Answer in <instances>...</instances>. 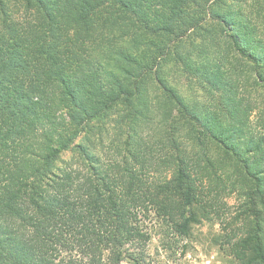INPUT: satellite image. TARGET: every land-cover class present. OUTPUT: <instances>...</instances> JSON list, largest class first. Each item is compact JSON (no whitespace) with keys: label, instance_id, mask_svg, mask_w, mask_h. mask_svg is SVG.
Segmentation results:
<instances>
[{"label":"trees","instance_id":"obj_1","mask_svg":"<svg viewBox=\"0 0 264 264\" xmlns=\"http://www.w3.org/2000/svg\"><path fill=\"white\" fill-rule=\"evenodd\" d=\"M202 218L264 264V0H0V264H151Z\"/></svg>","mask_w":264,"mask_h":264},{"label":"rangeland","instance_id":"obj_2","mask_svg":"<svg viewBox=\"0 0 264 264\" xmlns=\"http://www.w3.org/2000/svg\"><path fill=\"white\" fill-rule=\"evenodd\" d=\"M259 0H248L250 9H254ZM197 32L187 38L199 40ZM179 76L178 74H174ZM179 85L180 88L186 93H190L191 85L195 87V92L198 97H204V92L197 86L198 82L195 79H189L188 77L180 75ZM174 77V76H173ZM175 79V78H174ZM191 80V84L190 81ZM110 132L117 130L115 123L110 122ZM117 132V131H116ZM85 135L82 134L81 138ZM112 134L105 140L106 145L111 138ZM72 152H66L63 154V158L71 157ZM228 202L230 208L225 211L226 217L229 218L232 213L235 212L234 205H237L236 199L232 196L229 197ZM221 227L218 221L215 219L202 220L192 227V234L188 238H183L173 244V250H167L164 246V236L158 227L152 229L151 241L148 245V253L152 261L151 264H236V260L232 257L221 245L220 235ZM122 264H131L129 261H124Z\"/></svg>","mask_w":264,"mask_h":264}]
</instances>
